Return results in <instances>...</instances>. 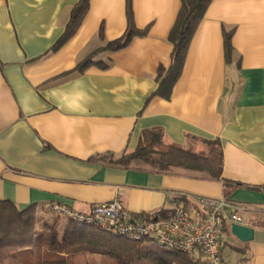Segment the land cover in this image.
<instances>
[{"label": "crops", "instance_id": "obj_1", "mask_svg": "<svg viewBox=\"0 0 264 264\" xmlns=\"http://www.w3.org/2000/svg\"><path fill=\"white\" fill-rule=\"evenodd\" d=\"M76 1L0 0V199L85 213L117 196L130 213L169 216L171 195L187 210L194 195L225 197L253 235L242 242L224 223L223 261L264 264V0L210 1L167 99L155 78L170 63L180 0H132L145 34L82 71L77 63L120 37L127 19L124 0H88L76 31L50 50ZM223 30H232L229 61ZM151 130L162 144L216 140L221 179L117 164ZM191 256L206 264L200 251Z\"/></svg>", "mask_w": 264, "mask_h": 264}, {"label": "trees", "instance_id": "obj_2", "mask_svg": "<svg viewBox=\"0 0 264 264\" xmlns=\"http://www.w3.org/2000/svg\"><path fill=\"white\" fill-rule=\"evenodd\" d=\"M124 1L127 26L123 34L91 51L74 69L82 71L94 63L103 68L105 64L95 60L98 53L116 52L125 47L134 36L145 34L146 29L134 27L132 0ZM210 1L180 0L179 10L167 38L172 44L170 63L168 68L159 67L157 70L155 79L158 85L154 91L156 95L169 98L170 90L181 73L190 37ZM88 6V0L76 1L63 33L53 42L50 50L60 47L76 31ZM231 35L232 30H223V50L227 61L233 51ZM200 142L203 144H189L186 147L162 144L161 132L147 131L136 149L124 153L117 159V164L129 166L134 161H141L156 172L162 173L176 168L220 180L222 152L219 144L216 140ZM196 145L201 147L196 149ZM39 210L43 209L36 208L33 204L19 209L12 201L0 199V264H90L89 254L98 255L99 264H199L191 253L157 247L152 244L155 242L152 238L122 237L97 224L82 222L66 215L65 226L58 231L55 228L57 222L51 223L42 219L38 216ZM136 215L151 218L166 216L162 212Z\"/></svg>", "mask_w": 264, "mask_h": 264}, {"label": "built area", "instance_id": "obj_3", "mask_svg": "<svg viewBox=\"0 0 264 264\" xmlns=\"http://www.w3.org/2000/svg\"><path fill=\"white\" fill-rule=\"evenodd\" d=\"M181 194L169 196L171 214L166 217H143L128 212L118 197L95 203L85 213H78L64 205H47L74 219L94 223L126 238H152L165 248L192 253L200 251L206 264H226L220 253L225 242L224 223L247 225L238 206L225 197L194 195V207H185ZM242 264V263H238Z\"/></svg>", "mask_w": 264, "mask_h": 264}, {"label": "rangeland", "instance_id": "obj_4", "mask_svg": "<svg viewBox=\"0 0 264 264\" xmlns=\"http://www.w3.org/2000/svg\"><path fill=\"white\" fill-rule=\"evenodd\" d=\"M38 216H41L42 219L48 220L51 223H53L54 221L57 222V225L55 228H57L58 231H61L65 226V223L67 221V217L65 215H62L58 212H55L54 210H39L38 211ZM153 245L157 246V247H161L159 244H157V242H153ZM88 259L90 264H99V256L95 255V254H89L88 255Z\"/></svg>", "mask_w": 264, "mask_h": 264}, {"label": "water", "instance_id": "obj_5", "mask_svg": "<svg viewBox=\"0 0 264 264\" xmlns=\"http://www.w3.org/2000/svg\"><path fill=\"white\" fill-rule=\"evenodd\" d=\"M231 232L232 235H235L242 242L251 240L253 235L251 227L235 223L231 225Z\"/></svg>", "mask_w": 264, "mask_h": 264}]
</instances>
